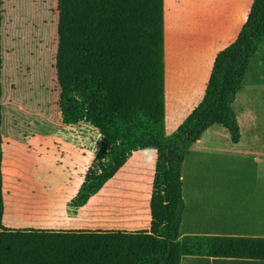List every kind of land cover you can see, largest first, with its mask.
Masks as SVG:
<instances>
[{
    "label": "trees",
    "instance_id": "16d2710c",
    "mask_svg": "<svg viewBox=\"0 0 264 264\" xmlns=\"http://www.w3.org/2000/svg\"><path fill=\"white\" fill-rule=\"evenodd\" d=\"M20 1L0 0L2 115L19 109L20 82L37 80L39 136L45 139L70 94L84 93L79 121L89 128L87 142H97L87 163V196L125 166L132 144L154 150L156 162L146 230H0V264H180L184 256L264 261V238L179 234L181 167L191 146L215 125L233 143L240 140L233 104L250 58L264 43V0L252 1L235 41L215 56L202 99L171 136L164 132L163 0H37L36 35L35 21L26 29V20L9 13ZM63 111L76 117L78 109L66 105Z\"/></svg>",
    "mask_w": 264,
    "mask_h": 264
},
{
    "label": "crops",
    "instance_id": "0c3cea01",
    "mask_svg": "<svg viewBox=\"0 0 264 264\" xmlns=\"http://www.w3.org/2000/svg\"><path fill=\"white\" fill-rule=\"evenodd\" d=\"M17 4L19 7L9 12L13 18L26 21L39 20L37 0H21ZM185 5L187 11L184 8L181 9V1L171 4L168 0H163L164 58L170 61L174 58L171 57L176 50L173 46L176 44L174 41L185 33L190 38L188 39L190 41L185 43V51L195 49L194 53L199 55V60L206 63V69L210 68L217 53L228 47L233 38L239 34L248 14L247 1L189 0ZM185 51L180 52L185 55L189 53ZM176 59L174 58L173 61ZM252 87L251 85L250 88ZM19 88L18 101H23L28 106L26 109L21 107L19 111L27 117V123L25 126H20V132L25 131L27 135L22 139L0 141V192L4 204L1 206V212L4 215L3 218L2 215L0 216L1 224L10 229H25L21 232H27L41 226L39 224L42 222L60 223L62 219L55 217H57L56 212L59 210L62 213L63 206L67 205L64 204V200L68 199L65 195L70 196L76 193L81 186L82 193L79 199L83 200V204L79 202L74 211L71 209L72 211H67L68 215H63L65 220L60 229L46 230L58 232L72 229L81 232L82 229L87 231L85 213L87 142L85 140H39L37 84H35L34 93L32 82L21 81ZM23 90L26 92L23 93ZM240 90L233 104L239 123L240 140L233 143L228 131L215 125L191 146L182 166L192 160L195 164L203 162L204 168L208 169L210 168L208 164L212 160L223 159L244 163L246 167L242 168L244 166L234 164L236 169L233 172H228L223 178L220 177L221 189H215V186L208 183L196 184L191 188L189 196L185 195L181 167L184 210L179 229L180 237L190 235L264 238V141L257 138L260 131L264 130V126L257 125V119L253 125L246 119L243 110L251 105L248 103L252 97L246 100V92L242 91L245 90L243 83ZM9 94H11L10 91L6 100L10 99ZM239 106H242V111ZM249 124H251V130L255 129L250 137H248ZM61 160L63 163L60 164ZM247 165L251 167L246 171ZM58 174L66 176L67 182L59 183L56 178ZM205 177L212 179L214 176L207 174ZM36 184H41V188ZM38 189H41V196L48 200L44 207L32 203V199L39 195L38 191L33 190ZM67 190L71 192L68 193ZM16 199L18 200L15 205L16 210L11 211L13 207L11 202ZM56 203H63V205L59 204L56 208L54 206ZM66 209L70 210L67 207ZM17 210L22 211L26 216L15 215ZM36 210L44 211L47 217L43 219H40V216L30 217L41 214L33 213ZM48 218L50 220H47ZM14 225L16 227H13ZM189 263L264 264V261L204 256L181 258L180 264Z\"/></svg>",
    "mask_w": 264,
    "mask_h": 264
},
{
    "label": "rangeland",
    "instance_id": "374dc122",
    "mask_svg": "<svg viewBox=\"0 0 264 264\" xmlns=\"http://www.w3.org/2000/svg\"><path fill=\"white\" fill-rule=\"evenodd\" d=\"M181 1V9L187 8L185 7L186 3L189 0H168V3L175 4L176 2ZM248 12L250 10L251 4L253 0H246ZM247 12V13H248ZM248 15V14H247ZM26 29L30 28V24L26 21ZM37 21L34 22V32L36 35V27ZM244 23V22H243ZM242 23V24H243ZM241 29V28H240ZM36 30V31H35ZM240 32V30H239ZM238 36V35H237ZM235 36L230 42L231 44L235 41ZM166 39H168L166 37ZM190 38L183 34V36H179L176 43L173 45L175 47V53L171 54V57L177 58L176 61H173L174 58L170 61L167 58H164V78H165V99H166V110H165V118H164V132L166 136H171L176 129L183 123L189 113L195 108L199 100L202 99L204 95V90L206 83L209 79L210 68L206 69V63H203L199 60V55L197 53L194 54L195 49H189L185 51V43ZM230 44V45H231ZM229 45V44H228ZM189 52L186 55L183 52ZM167 52V51H166ZM165 52V56L167 53ZM169 55V52H168ZM194 55H196V62H192L194 59ZM195 60V59H194ZM248 70L246 72V77L244 78L243 85L253 86L250 88L245 94L247 95L246 100L252 97L249 100L248 104L250 106L245 107L243 110L242 106H239L240 111L243 110L244 116L247 120L251 121L252 125L255 123L261 127L264 126V43L259 45L258 53L250 58ZM193 65V66H192ZM33 83V93L35 92V84H37V95L38 94V83L37 80L33 82V79H30ZM241 91V90H240ZM239 91V92H240ZM238 96V95H237ZM71 103L66 105H70L78 109L76 117H71L70 114H67L63 110L66 108L64 105V109L59 110L58 113H55L52 117L51 127L49 128L51 137H47L45 139L39 137L41 141H51V140H85L87 142V138L90 135L89 128L84 125V123L80 122L79 119L83 116V104L82 101L86 99V95L84 93L74 92L70 94ZM248 98V99H247ZM253 101V102H252ZM171 102L173 104L171 105ZM241 103L243 101L241 100ZM240 103V105H241ZM19 104V109L13 110L15 115L9 116L7 114V110L5 112L1 111V119L2 123L0 126V141L4 140H15L22 139L27 134L25 131L20 132V126H25L27 123L26 114H20L21 107L23 109L28 108V106L23 107ZM26 105V104H25ZM23 111V110H22ZM10 114V112H9ZM48 121V117H46ZM29 127V124H28ZM251 124H249V135L248 137L254 134V130L250 129ZM38 129H39V112H38ZM224 130V129H223ZM80 131V132H79ZM225 132H227L225 130ZM30 133V132H29ZM92 134V133H91ZM139 134H136L138 136ZM257 138L264 141V130L260 131V134ZM88 146L93 145V150L88 152L87 163H91L90 159L95 154V149L97 148V142L88 143ZM104 144H109L108 141L104 142ZM135 145H130L127 148V151L130 152V157L125 166L115 175V177L98 190L96 193L92 195L85 196L86 199V224L87 231L80 230L81 232H76L74 230H65L69 233H97L104 231H142L146 230L149 227L150 216H149V198L151 192V185L153 181V174L156 162V152L154 150H146L141 151L137 150ZM99 149V147H98ZM97 150V149H96ZM101 153L98 157L103 155ZM95 157V156H94ZM93 157V158H94ZM43 163H47L43 161ZM63 163L61 160L60 164ZM237 165L244 166L246 165L241 162H236L233 160H212L208 165L210 168L205 169L203 166V162L195 164L192 160L187 161L184 166H182V175L183 182L185 186V195L189 196L191 193V188L196 184L208 183L211 186H215V189L222 188V179L228 172H233L236 169ZM246 171L251 167L247 165ZM87 168V166H86ZM212 174L214 177L212 179L206 178L205 175ZM221 177V178H220ZM57 181L59 183L67 182L66 176L62 174L56 175ZM87 182V181H86ZM39 185V184H36ZM58 185V184H57ZM217 185V186H216ZM41 184L38 186L41 188ZM34 192L38 191L39 195L35 196L32 199V203L39 207H44L47 199H44L41 196V189L33 190ZM68 193L71 190H67ZM82 193V189H80L70 195H65L68 199L64 200V204H67L64 207L63 212L61 213L59 210L56 212V219L60 220V223H49L42 222L34 228V230H46V229H60L63 224L65 218L64 214L68 215L67 211H74L75 207L81 202L83 204V200L79 199V195ZM115 194H118L115 196ZM16 201H12L13 207L11 211H15ZM63 203H56L54 206L57 208ZM3 200L1 198L0 192V216L2 215L1 206H3ZM37 207V206H36ZM69 208L70 210L66 209ZM77 208V207H76ZM72 209V210H71ZM33 213H41L40 215H32L30 217L35 218L40 216V219L46 218L44 211L36 210ZM13 213H11L12 215ZM15 215L19 217H25L26 214H23L22 211L17 210ZM31 215V214H28ZM4 215H2L3 218ZM47 220H50L49 218ZM13 227H16L15 225ZM0 230H6L7 232H17L25 229H10L3 226L0 221ZM47 231V230H46ZM52 231L53 230H48ZM85 231V232H84ZM192 264V263H189Z\"/></svg>",
    "mask_w": 264,
    "mask_h": 264
},
{
    "label": "bare ground",
    "instance_id": "6f19581e",
    "mask_svg": "<svg viewBox=\"0 0 264 264\" xmlns=\"http://www.w3.org/2000/svg\"><path fill=\"white\" fill-rule=\"evenodd\" d=\"M195 54V53H194ZM195 59V60H194ZM194 59H193V61L192 62H189V63H193V62H196V55H194ZM193 66V65H192ZM251 87V84H250V86H246L245 85V90H242V91H244V92H247L248 90H247V88H250ZM173 104V102H171V105ZM241 117H243V115H242V112H241Z\"/></svg>",
    "mask_w": 264,
    "mask_h": 264
}]
</instances>
